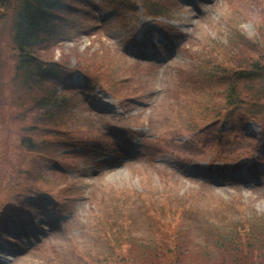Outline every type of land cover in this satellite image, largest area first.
Masks as SVG:
<instances>
[{"label": "rangeland", "instance_id": "obj_1", "mask_svg": "<svg viewBox=\"0 0 264 264\" xmlns=\"http://www.w3.org/2000/svg\"><path fill=\"white\" fill-rule=\"evenodd\" d=\"M5 1L8 8L0 19V211L11 195L34 186L48 189L67 207L61 210L42 192L44 200L30 191L23 200L30 204L12 216L11 227L26 224L29 211L39 221L44 217L39 208L46 203L59 228L40 224L42 235L28 229L33 246L22 244L28 248L10 264H100L98 256L106 255L108 264H123L130 243L135 254L174 239L178 251L173 256L181 264H253L248 256H226L213 243L243 221L247 226L264 222V182L246 183L258 172L264 181V133L255 121L245 132L235 117L210 121L224 98L220 79L205 70L233 63L232 54L243 57L235 45L242 52L248 47L241 45L240 35L234 42L238 33L246 40L258 37V27L264 31V0H152L162 9L156 18L138 0H68L73 8L60 26L61 36L54 48L40 51V58L55 59L64 73V79L51 82L58 94L68 95L64 117L57 128L30 131L34 150L20 145L24 127L35 122L37 112L25 111L33 94L14 78L15 58L5 33L21 0ZM138 35L140 53L156 48L164 56L173 47V57L164 65L138 58L134 48L127 49L138 43L133 42ZM78 68L95 73L99 81L86 79ZM126 126L143 137L140 155L130 162L93 164L89 154L72 155L61 146L104 135L111 155H126L129 151L119 150L110 138ZM53 159L73 165L74 174L54 170ZM198 164L212 169L198 170ZM221 165L225 172L235 168L239 179L214 168ZM213 169L220 180L214 185L188 171L212 176ZM216 216L219 225L212 223ZM122 241L127 245L117 246Z\"/></svg>", "mask_w": 264, "mask_h": 264}, {"label": "trees", "instance_id": "obj_2", "mask_svg": "<svg viewBox=\"0 0 264 264\" xmlns=\"http://www.w3.org/2000/svg\"><path fill=\"white\" fill-rule=\"evenodd\" d=\"M67 1L25 0L15 16H12V12L9 15L10 18L13 17V20L11 26L8 27L9 32L5 33H7L6 39L9 41L8 46L13 51L15 58L16 77L14 78L16 81L19 80L20 86L25 89L23 91L33 94L25 111L32 108V111L37 112L34 117L35 122L24 127L26 133L20 140V145L29 150L35 148L31 132L32 134L36 133L45 127L57 128L62 124L64 117V98L57 95L54 89L49 88L47 84V80L57 73L58 69L52 58L45 60L40 58V51L51 49V43L58 34V19L63 20L66 10L64 3ZM0 8L2 10L1 19L3 16L5 17L6 8H8L7 2L0 0ZM260 32L264 34L263 28H260ZM240 39H244L242 35H240ZM261 42L262 40H242L241 45L248 47L243 48L246 52L240 51L238 46L235 47V50L243 57L232 54L235 56L233 57V61H235L220 67L223 71L227 67L233 68L231 72L227 71V73H230V76L237 81H228L225 92L222 93L224 102L232 108L237 107L240 103V109H242L241 105L248 103L246 99L253 94L256 95L250 100L251 102L264 98V53L259 52L262 49L258 47ZM241 73L246 74L244 79L241 78ZM55 133L57 131H54ZM41 146H43L42 142ZM26 173L30 174L29 171ZM164 244L156 249L153 248L155 250L151 252L152 254L130 258L131 264H181L173 256L174 250L178 251L176 240ZM186 245L188 246L187 242ZM213 245L216 250H221L226 256H233L235 260L240 259L241 256H248L252 258L253 264H264V226H259L257 223L249 228L244 226L239 229L236 227L223 236H216ZM208 254L210 253L204 255L208 256ZM128 256L132 255L128 252ZM145 260L148 262H141ZM130 262L127 260V263Z\"/></svg>", "mask_w": 264, "mask_h": 264}]
</instances>
